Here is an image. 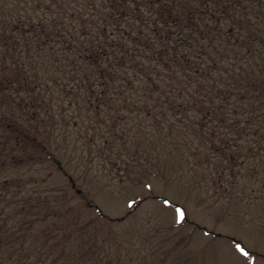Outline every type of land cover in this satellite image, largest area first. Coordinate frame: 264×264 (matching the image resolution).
<instances>
[{
  "label": "trees",
  "instance_id": "trees-1",
  "mask_svg": "<svg viewBox=\"0 0 264 264\" xmlns=\"http://www.w3.org/2000/svg\"><path fill=\"white\" fill-rule=\"evenodd\" d=\"M101 113L121 144L200 134L199 163L224 162L229 135L264 128V0H0V264L134 263L49 184Z\"/></svg>",
  "mask_w": 264,
  "mask_h": 264
},
{
  "label": "rangeland",
  "instance_id": "rangeland-1",
  "mask_svg": "<svg viewBox=\"0 0 264 264\" xmlns=\"http://www.w3.org/2000/svg\"><path fill=\"white\" fill-rule=\"evenodd\" d=\"M83 127L76 134L85 137L76 142L79 145L84 140L85 147L75 148V135L71 133L73 145L62 161V169L57 170L56 164L48 165L49 169L57 168L49 178V184L57 189H67L71 202L81 203L83 222L104 215L106 219L100 222L106 231L109 218L97 212V205L106 208L105 201L109 194L119 189L132 172H142L145 167L158 175L161 183L166 177L168 191L186 203L195 216L208 219L210 228L213 227L211 220L214 215L225 207L236 211L253 206L254 211L259 212L264 205L263 127L255 128L258 131L244 140L240 139V133L229 135L231 140L227 159L222 162L220 156L211 155L214 157L205 164L199 163L204 152L200 148V134L195 135L191 147L181 142L179 147L171 150L163 146V139L150 128L134 130L136 142L122 143L123 149H127L122 151L124 156L120 157L118 151H109L106 155L98 146H89L87 141L92 132L86 133V124ZM135 148H139L141 156L132 159L127 154ZM43 174L41 171L38 177ZM202 200L203 205L200 203ZM132 220L133 217L129 216L127 221L120 220L119 223L127 225ZM112 223H117V220L113 219ZM188 227L191 225L173 224L172 213L168 211L155 215L143 227L137 221L123 232L122 239L114 238L121 246L129 245L133 249V264H213L211 248L198 251L193 238L187 235ZM199 232L198 228V236ZM211 239L225 241L226 237L213 233ZM121 257H124V253L117 256L118 264ZM259 261L260 258L257 264Z\"/></svg>",
  "mask_w": 264,
  "mask_h": 264
},
{
  "label": "snow or ice",
  "instance_id": "snow-or-ice-1",
  "mask_svg": "<svg viewBox=\"0 0 264 264\" xmlns=\"http://www.w3.org/2000/svg\"><path fill=\"white\" fill-rule=\"evenodd\" d=\"M84 119L90 121L86 127L94 130L93 139L100 137L107 142L105 145L97 141L102 152L107 155L109 151H123L121 141L124 137L118 139L119 131L111 126L103 113L95 119L91 116ZM168 187L166 177L161 183L160 177L145 167L142 172H132L119 189L109 194L106 208L97 205L96 210L108 216L107 230L117 239H122L123 232L137 221L143 227L155 215L171 211L173 224L191 225L187 228V235L193 238L198 251L211 248L213 264H257L258 258L259 264H264V205L259 212L254 211L253 206L236 211L225 207L214 215L210 228L208 219L195 216L186 203L168 191ZM200 203L203 205L204 201ZM129 216L133 220L127 225L119 223L120 220L127 221ZM113 219L117 223H112ZM213 233L225 236V241L212 240Z\"/></svg>",
  "mask_w": 264,
  "mask_h": 264
}]
</instances>
